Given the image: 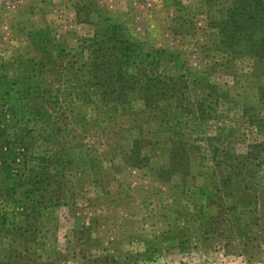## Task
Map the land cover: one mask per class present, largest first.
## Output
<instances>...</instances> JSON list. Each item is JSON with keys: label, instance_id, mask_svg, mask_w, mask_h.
<instances>
[{"label": "rangeland", "instance_id": "374dc122", "mask_svg": "<svg viewBox=\"0 0 264 264\" xmlns=\"http://www.w3.org/2000/svg\"><path fill=\"white\" fill-rule=\"evenodd\" d=\"M219 9L0 0V263L11 242L1 223L24 221L42 200L33 180L50 175L44 198L61 202L41 212L35 253L18 264H264V146L246 153L264 143L249 122L254 111L264 122V62L219 45ZM107 25L164 50L155 70L186 87L151 105L140 91L102 95L80 46ZM132 61L142 79L147 65Z\"/></svg>", "mask_w": 264, "mask_h": 264}, {"label": "trees", "instance_id": "16d2710c", "mask_svg": "<svg viewBox=\"0 0 264 264\" xmlns=\"http://www.w3.org/2000/svg\"><path fill=\"white\" fill-rule=\"evenodd\" d=\"M206 1L208 3H215V6H220L217 20L212 23L215 28H218L220 36L218 40L219 45L226 50L238 48L242 52L252 56L256 61L262 60L264 62V0ZM104 31V34L99 35V31L96 30L80 46L84 52H89L90 74L96 84L95 86H102V95L113 96V94H116V96H122L124 100L126 91H140L144 103L151 105L157 104L158 100L163 96V98L175 96L180 85L183 84V87H186L185 81L182 78L167 79L169 77H166V80H163L162 75H159L158 71L155 70L158 63L163 59V56L167 54L164 50L143 52L139 44H136L124 35L121 27L115 28L112 25H107ZM110 50H113L114 53L106 55L105 51L110 52ZM135 55L140 62L147 65L149 70L142 79L130 73L127 69L131 66H135L136 68L139 64L138 61H132ZM258 94L259 99L264 101V84L258 87ZM156 96L157 100L153 98ZM195 110H197L198 114L205 112L200 107L195 108ZM252 116L249 117L250 124L254 128L262 130L264 128V122L261 120L262 116L256 111L253 112ZM214 139L216 138H208L210 141V152L213 158L216 159L219 150L212 147V140ZM263 146L264 143L260 142L250 144L247 147L246 153L250 157L255 158L256 153L258 154L260 148ZM139 154L137 151H132L134 157H131L138 158ZM237 158H243L244 161L249 160L246 154L245 156L237 155ZM33 185L34 193H40L42 200L35 201L33 197L30 198L31 204L24 207V221L21 223L8 222L9 226L6 224V220L1 223L2 227L5 228L6 238L8 235H11V242L9 244V253L5 261L0 264H18L25 260L26 262L31 261V256L35 253V250L30 244H37L35 238H37V234L41 231L37 225L41 212L50 206H59L61 202L60 197L56 199L52 197L48 199L44 198V194L47 193L49 187L52 185L50 175L33 180ZM15 238L24 240L26 244L17 242Z\"/></svg>", "mask_w": 264, "mask_h": 264}]
</instances>
